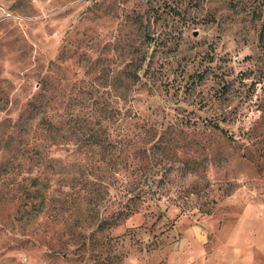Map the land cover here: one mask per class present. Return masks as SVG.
Segmentation results:
<instances>
[{"label":"rangeland","instance_id":"374dc122","mask_svg":"<svg viewBox=\"0 0 264 264\" xmlns=\"http://www.w3.org/2000/svg\"><path fill=\"white\" fill-rule=\"evenodd\" d=\"M34 95L51 195L0 178V264H218L264 205V0H0V139Z\"/></svg>","mask_w":264,"mask_h":264},{"label":"trees","instance_id":"16d2710c","mask_svg":"<svg viewBox=\"0 0 264 264\" xmlns=\"http://www.w3.org/2000/svg\"><path fill=\"white\" fill-rule=\"evenodd\" d=\"M40 108V101L37 95L26 104L24 114L10 122L8 132H4V138L0 139V146L6 150L7 154L0 159V178L9 177L10 182L15 186L14 194H11L12 199H16L22 204L23 211L27 213L33 212L32 215H37L43 209V203L50 198V185L43 183L40 174H31L26 165H37L43 160L42 144L38 141L40 132L38 122L32 127V123ZM221 132H225L218 124H214ZM47 134H51V130L45 128ZM56 134L52 136V139ZM90 145H100L96 140H90ZM27 173V175H24ZM21 175V178L18 177ZM27 180V181H26ZM26 181V183H25ZM137 206L125 204L124 209H118L117 215L127 217L129 214L137 211ZM30 218V217H29ZM109 222V219H104L100 222L103 226Z\"/></svg>","mask_w":264,"mask_h":264},{"label":"crops","instance_id":"0c3cea01","mask_svg":"<svg viewBox=\"0 0 264 264\" xmlns=\"http://www.w3.org/2000/svg\"><path fill=\"white\" fill-rule=\"evenodd\" d=\"M226 245L212 248L218 264H264V205L248 204L227 232Z\"/></svg>","mask_w":264,"mask_h":264}]
</instances>
